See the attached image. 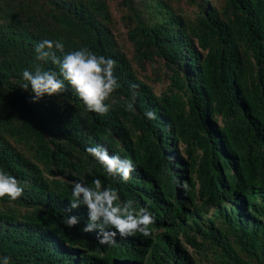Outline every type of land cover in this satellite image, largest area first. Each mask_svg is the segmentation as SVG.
I'll use <instances>...</instances> for the list:
<instances>
[{
	"label": "trees",
	"instance_id": "1",
	"mask_svg": "<svg viewBox=\"0 0 264 264\" xmlns=\"http://www.w3.org/2000/svg\"><path fill=\"white\" fill-rule=\"evenodd\" d=\"M120 4L137 61L167 68L160 95L118 44L109 0H0V169L27 181L20 198L0 199V257L13 264H264V0ZM43 39L117 62L112 111H88L70 86L32 102L22 72L37 63L34 47ZM133 83L135 111L128 112ZM96 144L133 160L127 183L87 153ZM96 178L155 214L152 236L100 245L95 233L81 231L84 207L75 211L77 227L62 223L72 183Z\"/></svg>",
	"mask_w": 264,
	"mask_h": 264
},
{
	"label": "clouds",
	"instance_id": "2",
	"mask_svg": "<svg viewBox=\"0 0 264 264\" xmlns=\"http://www.w3.org/2000/svg\"><path fill=\"white\" fill-rule=\"evenodd\" d=\"M34 51L37 63L32 69L22 72L25 83L21 85L25 91L31 88L33 103H38L45 96H58L68 91L70 86L88 111L105 116L113 110L117 102L113 94L121 87L119 77L115 75L117 62L114 59L98 55L88 47L65 52L64 43L52 39L40 41ZM49 62L56 66L55 70L45 67ZM138 87L135 83L130 85L132 98L124 105L128 112L135 111ZM144 115L150 120L157 118L154 110H146ZM86 151L109 177L120 182L127 183L136 170L133 160L110 154L103 145L89 146ZM26 184L27 181L0 169V199L8 197L17 200L23 195ZM81 207L87 209L88 215V222L81 231L95 233L100 245L112 246L118 236L125 239L137 233L144 237L153 234L155 214L147 207L137 208L135 200L122 199L117 188L110 184L106 186L100 178L94 179L91 184L86 181L72 183V198L65 210L70 214L65 215L62 221L67 228L80 224L81 218L75 211ZM0 264H13V261L9 256H3L0 257Z\"/></svg>",
	"mask_w": 264,
	"mask_h": 264
},
{
	"label": "rangeland",
	"instance_id": "3",
	"mask_svg": "<svg viewBox=\"0 0 264 264\" xmlns=\"http://www.w3.org/2000/svg\"><path fill=\"white\" fill-rule=\"evenodd\" d=\"M109 1L114 18L112 28L118 44L131 60L138 76L150 84L155 89L156 93L160 95L162 90H164L168 85L167 68L165 67L164 63L159 61H147L145 62L144 66L141 65L139 60L137 61L135 49L128 40L127 28L125 27L122 20V17L127 12V10L120 4V0ZM183 8L185 12L194 17V8H191L187 5Z\"/></svg>",
	"mask_w": 264,
	"mask_h": 264
}]
</instances>
